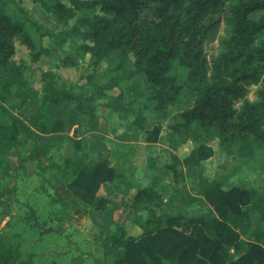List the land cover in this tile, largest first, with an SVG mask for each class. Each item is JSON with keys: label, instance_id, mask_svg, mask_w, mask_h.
<instances>
[{"label": "trees", "instance_id": "obj_1", "mask_svg": "<svg viewBox=\"0 0 264 264\" xmlns=\"http://www.w3.org/2000/svg\"><path fill=\"white\" fill-rule=\"evenodd\" d=\"M32 1L57 26H69L81 38L77 52L89 55L91 68L84 77L91 87L89 97L116 92L113 110L122 112L130 95L129 82L139 75L148 92L154 124L147 126L139 109L133 125L144 134L146 143L158 141L171 108L191 103L167 125L180 137L193 129L198 142L182 161L171 156L167 169L174 195L180 197L178 185L184 179L179 166L194 167L211 158L210 140L216 139L228 155L234 154L239 143L244 150L251 143L264 147V88L258 92V101L242 100L244 85L257 82L264 66V38L256 43L264 32V14L253 17L264 10V0H234L229 5L230 35L210 66L203 54L210 30L206 20L221 10L224 0ZM27 24L13 19L6 2L0 0V178H8L13 170L7 157L16 158L17 168L25 171V163L41 147L58 149L63 142L70 143L74 155L62 160L52 179L60 180L81 206L90 207L101 185L123 181L124 176L108 161L100 160L88 171L79 160L81 143L69 134L78 116H91V111L74 95L73 87H56L50 73L44 74L40 91L17 84L24 67L13 61L15 41L26 46L30 60L36 62L47 49L33 36L39 41L56 37L50 29L41 30L32 21ZM56 44L61 46L62 41ZM104 63L107 67L102 70ZM62 64L77 65L67 57ZM28 146L22 155L21 149ZM224 180L198 179L196 194L210 211L188 220L183 229L177 227L183 217L180 208L171 214L151 184L138 188L127 207L137 216L141 232L132 236L123 226H115L105 241L107 264H264V186L261 190L226 187ZM14 191L15 185L5 187L0 199ZM52 202L67 200L57 193ZM110 204L108 197H102L94 211L102 213ZM67 215L68 211L62 217ZM19 238V233L0 230V264H35V254L23 253Z\"/></svg>", "mask_w": 264, "mask_h": 264}, {"label": "rangeland", "instance_id": "obj_2", "mask_svg": "<svg viewBox=\"0 0 264 264\" xmlns=\"http://www.w3.org/2000/svg\"><path fill=\"white\" fill-rule=\"evenodd\" d=\"M4 1L13 19L24 22L26 25L32 21L41 30L50 29L56 35L53 39L45 36L41 41L36 35L33 36L37 44L47 49V53L41 55L36 62L30 60L31 53L26 46L22 45L19 40L15 41L13 61L16 65L24 67L23 76L18 79L17 84L22 87L29 85L40 91L46 79L44 74L50 73L55 78L56 87H73L74 95L81 99L91 111V116H78L77 125L69 134L74 140L80 141L81 149L78 158L86 166L90 165V160L104 145L99 137L88 132L87 123L96 121L100 133L103 136L109 135L108 139L111 141L115 140L113 134L117 133V128H120L119 133L127 137L125 140L129 142V145H124L119 151L111 144V154L116 159V164L126 167L123 168L126 173L124 178L130 177L137 187L152 184L153 178H159L155 184V190L162 196L165 208L171 214L175 209H181L183 217L177 225L179 229H183L188 220L209 214V206L196 194L200 177L207 180L225 178L226 187H253L260 190L263 188L264 147L251 143L244 150L241 149L242 145L239 143L234 148V154L228 155L219 142L212 139L207 143V146L213 150L211 158L201 162L198 166H179L184 179L178 185L180 197L174 195L172 175L167 169L171 156L176 155L182 161L198 145V142L195 141L196 133L193 129L187 136L180 137L172 134L167 125L174 115L189 108L191 103L187 102L179 108H171L168 118L162 124L158 141L146 143L144 134L133 125L135 113L139 109L145 118L146 125L154 124V116L149 108L151 102L148 99V92L139 75L134 76L129 82L130 95L126 97L124 110L119 113L114 112L116 92L109 91L89 97L91 87L86 84L84 77L91 72V68L88 65L89 55L81 56L77 52V47L82 42L81 38L73 34L69 26H57L50 14L45 13L32 0ZM233 1L224 0L221 10L207 17L206 23L210 25V30L203 42V54L208 66L222 53L223 41L230 35V26L226 19L230 14L229 5ZM261 14H264V10L255 13L253 17L258 18ZM263 38L264 32L256 43ZM58 40L62 41L61 46H57ZM64 57L73 60L77 65L64 66L62 64ZM106 67L107 64L104 63L102 70ZM261 71L257 82L244 85L245 92L242 100L250 102L259 100L258 92L264 88V66ZM100 72L102 74L103 71ZM2 94L3 85L0 83V95ZM240 105L241 102H238L235 107L238 109ZM27 118L26 116L25 119ZM29 148L30 146L21 149L22 155L27 153ZM73 155L74 147L70 143L63 142L58 149L53 148L45 154L37 153L32 161L25 163V171L17 168L16 158L7 157L13 170L8 178H0V192L5 187L13 185H15V191L9 198L0 199V230L9 234L19 233L22 252H33L35 264L45 262L107 264L105 241L114 227L123 226L126 223L124 219L129 217L135 225L142 228L137 217L128 210L127 206L121 207L122 212L125 210L126 215L128 213L127 216L122 217L121 222L115 224L112 220L103 227L99 225V221L94 216L88 218L79 215L83 212L88 213L89 209L84 210L72 196H69L65 203L52 202L55 194H60L65 188L63 183L52 179V173L65 157ZM44 163H49L46 169L43 166ZM123 183L124 181L115 180L114 189L117 187L122 192ZM67 211L69 214L62 217ZM72 212L75 214L72 215ZM120 218L121 216L117 219ZM228 222H231V216L228 217ZM102 228L106 230L102 231V236L97 238ZM127 233L132 234V232Z\"/></svg>", "mask_w": 264, "mask_h": 264}, {"label": "crops", "instance_id": "obj_3", "mask_svg": "<svg viewBox=\"0 0 264 264\" xmlns=\"http://www.w3.org/2000/svg\"><path fill=\"white\" fill-rule=\"evenodd\" d=\"M95 122L96 121H94V122L89 121L87 123V130L93 136L99 137L100 142H102L104 145H102V149L99 151V153L94 155L93 159L90 160V165L85 166V169L90 171L91 168L100 160L101 161H108L111 166H116L118 173H120L124 177H126V175H125L126 173L123 170V168H126V167L124 165H121V164H116V159L111 154V144H113L116 147V149L121 151L122 147L124 145L125 146L129 145V142L125 140V139H127V137H125V135H123L122 133H119V132H121L120 128H117V130H116L117 133L115 132L113 134L115 136V140L111 141L110 139H108L110 137L109 135L103 136L100 133V131H99L100 129H98L97 124ZM110 134H112V133H110ZM105 137H107V139H105ZM50 150H52V149H49L46 147H41L37 151V153L38 154H45L46 152H50ZM35 157H36V155H35ZM43 166L46 169L49 166V163H44ZM157 180H159V178H156V177L153 178V180H152L151 185L154 188H155V184H156ZM56 181L61 182L58 179H56ZM123 181H124L123 192H121V190H119L117 187H115V189H114L113 183H111V184L106 183V184H103L100 186V188L96 194V202L98 199H100L102 197H108L111 201V204L107 207V209L104 212L98 213V212L94 211V207H95V203H96L95 202L92 206L87 207V208L82 206L84 210H86V209H89V210H88V213L83 212V213H80L79 215H84L88 218L91 216H94L99 221V225L103 226V227H105V225L111 223L112 220H113V223H115V224H118L119 222H121L122 217H124V215H126V211L124 210L122 212L121 207L128 206L132 202L133 197H134L135 193L137 192V189L141 188V187H137L135 185V182L132 179H130V177L128 179L124 178ZM116 186H117V184H116ZM60 194L64 198H66V200H68L69 196H72L71 193L66 188H64L60 192ZM73 214H75V213L72 212V215ZM127 215H128V213H127ZM119 216H121V218L117 219ZM105 217H106V219H105ZM111 217H112V219H111ZM124 220H126V223H124L123 227H124L126 232H132V234H131L132 236H136V235L140 234L141 228H139L137 225H135L134 222L129 217L127 219H124Z\"/></svg>", "mask_w": 264, "mask_h": 264}]
</instances>
